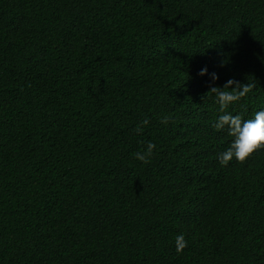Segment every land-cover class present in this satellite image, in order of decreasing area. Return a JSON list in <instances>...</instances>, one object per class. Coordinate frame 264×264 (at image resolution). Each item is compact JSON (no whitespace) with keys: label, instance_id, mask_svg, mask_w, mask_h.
<instances>
[{"label":"trees","instance_id":"16d2710c","mask_svg":"<svg viewBox=\"0 0 264 264\" xmlns=\"http://www.w3.org/2000/svg\"><path fill=\"white\" fill-rule=\"evenodd\" d=\"M212 72L264 107V0H0V264H264V146L219 163Z\"/></svg>","mask_w":264,"mask_h":264},{"label":"clouds","instance_id":"9594fccd","mask_svg":"<svg viewBox=\"0 0 264 264\" xmlns=\"http://www.w3.org/2000/svg\"><path fill=\"white\" fill-rule=\"evenodd\" d=\"M208 74L207 66L199 70L200 76ZM218 75L215 72L210 74L209 92L214 95L215 102L219 105L221 113L215 120L214 129L216 131H227L232 137L230 145L218 154L217 160L224 165L233 158L237 161H245L258 148L264 146V107L257 110L252 118L243 119L240 114L233 115L231 112L224 111L233 102L245 97L253 88L252 83H242L234 78H229L222 87L216 86L215 81ZM207 93V94H208ZM170 116L163 114L160 122L167 125ZM149 124V119L144 118L139 121L134 131L140 133ZM157 145L151 140L143 144L140 150L134 153V158L142 164H147L150 157L154 154ZM175 251L182 252L188 246L185 233L178 232L174 238Z\"/></svg>","mask_w":264,"mask_h":264}]
</instances>
